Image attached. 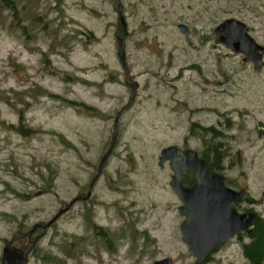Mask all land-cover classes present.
Listing matches in <instances>:
<instances>
[{
	"label": "rangeland",
	"instance_id": "374dc122",
	"mask_svg": "<svg viewBox=\"0 0 264 264\" xmlns=\"http://www.w3.org/2000/svg\"><path fill=\"white\" fill-rule=\"evenodd\" d=\"M15 1L23 28L0 5V264H193L158 163L201 151L192 123L220 130L227 184L264 219V55L256 70L214 40L234 17L264 45V0ZM203 264L249 261L234 237Z\"/></svg>",
	"mask_w": 264,
	"mask_h": 264
},
{
	"label": "water",
	"instance_id": "95a60500",
	"mask_svg": "<svg viewBox=\"0 0 264 264\" xmlns=\"http://www.w3.org/2000/svg\"><path fill=\"white\" fill-rule=\"evenodd\" d=\"M119 1V0H118ZM120 21L123 23L122 6L119 5ZM184 34L187 28L179 25ZM215 42L224 43L234 52L244 54V61H251L255 69L261 67L264 46L258 44L247 32L244 22L236 18H227L215 28ZM120 56L123 55L122 40H119ZM125 66V65H124ZM128 74V73H127ZM117 126L110 145L101 157L97 173L91 183L93 185L100 176L116 141ZM169 162L172 170L169 184L178 194L181 205L178 212L184 216L180 224V232L183 242L189 253L195 257L194 264H200L209 253L219 244L233 237L235 234L249 228L255 220L256 213H239L233 203L246 200L248 194L245 189L234 190L225 185V176L214 171L206 159L190 148L181 149L170 145L161 149L159 164ZM185 171H190L195 181L191 185H185L180 178ZM26 258L17 260L14 264H25ZM1 264H10L6 252ZM154 264H173L170 257L156 260Z\"/></svg>",
	"mask_w": 264,
	"mask_h": 264
},
{
	"label": "trees",
	"instance_id": "16d2710c",
	"mask_svg": "<svg viewBox=\"0 0 264 264\" xmlns=\"http://www.w3.org/2000/svg\"><path fill=\"white\" fill-rule=\"evenodd\" d=\"M0 5L3 8L7 9L13 17L16 18L17 24L22 26L19 22L20 15L18 13V4L15 0H0ZM23 28V26H22ZM82 105L85 109H91L89 106L84 104ZM23 113L20 111L19 119L23 121ZM196 126L197 129L203 132L202 134V149L200 155L204 157L214 170L222 171L224 168V160L228 155L227 147L224 145V142L221 140L224 137L223 134L215 126H198L197 124L192 123L190 133L195 135L193 132V127ZM195 129V128H194ZM32 131V129L27 128L26 132ZM184 184L190 185L194 181V176L187 172L181 178ZM231 184V180H229ZM95 229H98L96 232L107 240V233L100 226H95ZM238 238L245 239L247 241L242 242V251L245 257L248 259L250 264H263L264 262V219L257 215L254 220L253 225L247 229L245 232L240 234ZM243 239V240H244ZM56 264H61L57 262Z\"/></svg>",
	"mask_w": 264,
	"mask_h": 264
},
{
	"label": "flooded vegetation",
	"instance_id": "af4514ba",
	"mask_svg": "<svg viewBox=\"0 0 264 264\" xmlns=\"http://www.w3.org/2000/svg\"><path fill=\"white\" fill-rule=\"evenodd\" d=\"M191 184H192V183H191ZM247 202H250V206L247 207V208H244V209L247 210V211L254 210V208H253V207H254V200L251 199V198L249 197V199L247 200ZM239 235H240V234H239ZM239 235L235 236V238L238 239V243H239V245L241 246V241H243L244 238L240 240V239L238 238ZM225 243H226V242H225ZM222 245H223V244H222ZM222 245H220V246H222ZM220 246H219V247H220ZM219 247H218V248H219ZM218 248H216L215 250H217ZM210 257H211V256H209L208 258L210 259ZM16 258H18V257H15V258L13 259V261H14ZM209 259H208V260H209Z\"/></svg>",
	"mask_w": 264,
	"mask_h": 264
}]
</instances>
